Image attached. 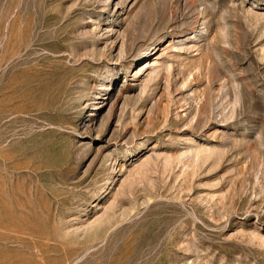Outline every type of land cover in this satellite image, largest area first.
<instances>
[{"label":"rangeland","instance_id":"1","mask_svg":"<svg viewBox=\"0 0 264 264\" xmlns=\"http://www.w3.org/2000/svg\"><path fill=\"white\" fill-rule=\"evenodd\" d=\"M0 264H264V0H0Z\"/></svg>","mask_w":264,"mask_h":264}]
</instances>
